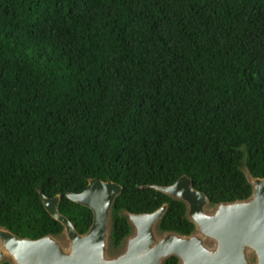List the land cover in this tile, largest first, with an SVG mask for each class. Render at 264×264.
Listing matches in <instances>:
<instances>
[{"label":"trees","instance_id":"obj_1","mask_svg":"<svg viewBox=\"0 0 264 264\" xmlns=\"http://www.w3.org/2000/svg\"><path fill=\"white\" fill-rule=\"evenodd\" d=\"M245 169L264 178V0H0V227L63 236L42 191L85 234L93 212L66 194L99 178L123 187L113 249L128 213L164 204L158 232L190 235L187 204L152 186L188 175L232 202Z\"/></svg>","mask_w":264,"mask_h":264},{"label":"water","instance_id":"obj_2","mask_svg":"<svg viewBox=\"0 0 264 264\" xmlns=\"http://www.w3.org/2000/svg\"><path fill=\"white\" fill-rule=\"evenodd\" d=\"M245 174L252 185L251 196L217 203L212 211L206 210L211 204L208 195L195 188L188 175L171 185H153L187 204L196 230L190 235L157 232L167 204L150 213H128L133 231L123 252L115 256L108 254L109 229L112 206L123 190L121 184L90 178L82 192H67L69 199L93 212V222L85 234L78 233L60 212L59 194L50 197L40 191L45 208L63 224L68 245L51 234L33 239L0 227V263L9 257L13 264H163L175 255L179 264H254V254L255 264H264V178L253 177L246 169Z\"/></svg>","mask_w":264,"mask_h":264},{"label":"rangeland","instance_id":"obj_3","mask_svg":"<svg viewBox=\"0 0 264 264\" xmlns=\"http://www.w3.org/2000/svg\"><path fill=\"white\" fill-rule=\"evenodd\" d=\"M213 207H214V205H208L207 206V208H206V210L207 211H212L213 210ZM158 230V229H157ZM132 232V231H131ZM158 232V231H157ZM59 239L65 244V245H68V240L66 239V237L63 235V236H60L59 237ZM206 243H208V244H210V242L209 241H206ZM125 246H126V241L123 243V245L119 248V249H113L112 248V246H111V243H110V241H109V245H108V254L110 255V256H115V255H117V254H120L121 252H123V250L125 249ZM252 256V258H253V262H254V264H255V262H256V257H255V255L254 254H252L251 255ZM5 259H8L10 262H11V264H13V262H12V260L9 258V257H5Z\"/></svg>","mask_w":264,"mask_h":264}]
</instances>
